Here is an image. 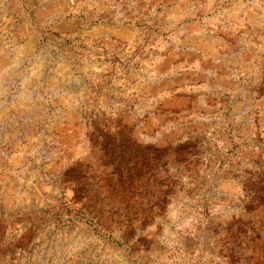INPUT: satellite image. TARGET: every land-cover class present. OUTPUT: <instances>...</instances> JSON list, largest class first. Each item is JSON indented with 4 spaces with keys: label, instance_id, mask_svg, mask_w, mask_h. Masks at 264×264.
<instances>
[{
    "label": "rangeland",
    "instance_id": "1",
    "mask_svg": "<svg viewBox=\"0 0 264 264\" xmlns=\"http://www.w3.org/2000/svg\"><path fill=\"white\" fill-rule=\"evenodd\" d=\"M0 264H264V0H0Z\"/></svg>",
    "mask_w": 264,
    "mask_h": 264
}]
</instances>
